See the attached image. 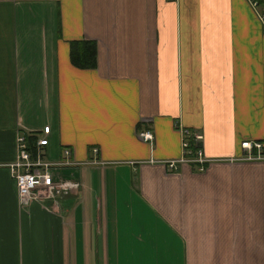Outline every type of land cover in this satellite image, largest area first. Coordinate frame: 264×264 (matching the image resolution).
<instances>
[{"label":"crops","instance_id":"crops-1","mask_svg":"<svg viewBox=\"0 0 264 264\" xmlns=\"http://www.w3.org/2000/svg\"><path fill=\"white\" fill-rule=\"evenodd\" d=\"M252 1L0 0V264H264ZM78 39L94 68L69 62ZM44 125L42 158L67 148L81 164L53 171L62 191L23 201L6 163L16 134ZM178 126L199 133L203 163L181 160Z\"/></svg>","mask_w":264,"mask_h":264},{"label":"built area","instance_id":"built-area-1","mask_svg":"<svg viewBox=\"0 0 264 264\" xmlns=\"http://www.w3.org/2000/svg\"><path fill=\"white\" fill-rule=\"evenodd\" d=\"M249 1L252 7L256 6V1ZM257 16L264 31V12L259 13ZM177 129L180 133L181 160L189 163H203L204 159L198 147L201 139L199 133L191 132L179 126ZM48 131V125H44L41 130V136H38L35 140L34 153L27 148L26 138L28 135L16 134L15 136V155L12 161L6 163V167L10 178L14 182L16 191L23 201H27L28 198L37 195L39 191L50 196L62 191L68 187L67 181L56 178L53 175V171L61 166L81 164L71 158L67 148L61 149L59 160L53 162L43 161V147L47 144L46 136ZM139 137L143 141L151 140L152 138L148 130L140 131ZM240 147L249 150L251 147L259 148V144L243 141L240 143ZM92 151L95 152L94 149ZM246 157L249 158L250 154L248 153ZM167 164L169 168H173L172 161ZM71 185L73 186L74 183Z\"/></svg>","mask_w":264,"mask_h":264},{"label":"trees","instance_id":"trees-1","mask_svg":"<svg viewBox=\"0 0 264 264\" xmlns=\"http://www.w3.org/2000/svg\"><path fill=\"white\" fill-rule=\"evenodd\" d=\"M68 59L71 65L76 68L95 67V45L91 40L78 39L68 42ZM35 135L27 136V148L34 153Z\"/></svg>","mask_w":264,"mask_h":264},{"label":"rangeland","instance_id":"rangeland-1","mask_svg":"<svg viewBox=\"0 0 264 264\" xmlns=\"http://www.w3.org/2000/svg\"><path fill=\"white\" fill-rule=\"evenodd\" d=\"M263 6V4L261 3L260 5V8ZM259 8V7H258ZM33 93H31L32 95ZM28 108H40L42 109L43 108V104L42 103H39L38 104V101H36V97H32V98H29V104H28ZM44 155V153H43ZM43 161H49L48 159H46L45 157L42 158Z\"/></svg>","mask_w":264,"mask_h":264}]
</instances>
